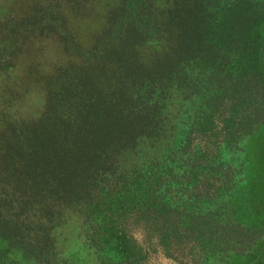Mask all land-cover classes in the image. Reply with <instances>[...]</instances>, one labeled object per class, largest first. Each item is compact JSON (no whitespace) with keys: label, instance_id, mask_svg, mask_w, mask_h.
<instances>
[{"label":"rangeland","instance_id":"1","mask_svg":"<svg viewBox=\"0 0 264 264\" xmlns=\"http://www.w3.org/2000/svg\"><path fill=\"white\" fill-rule=\"evenodd\" d=\"M47 1L0 0V142L11 125L48 111L55 77L83 59L105 23V0L87 1L85 11L70 7L79 0H55L56 10ZM37 3L49 6L46 20L63 9L79 49L57 23L37 22ZM159 40L148 38L142 54L152 58ZM159 102L157 112L140 104L156 128L110 158L88 194L42 219L54 264H264L259 101L239 103L198 84L167 87ZM238 222L260 227L255 236L234 228L223 235ZM17 247L0 239V264H30Z\"/></svg>","mask_w":264,"mask_h":264},{"label":"trees","instance_id":"2","mask_svg":"<svg viewBox=\"0 0 264 264\" xmlns=\"http://www.w3.org/2000/svg\"><path fill=\"white\" fill-rule=\"evenodd\" d=\"M87 1L70 7L85 11ZM47 2L54 10L60 5ZM105 6V23L83 59L55 77L48 111L11 125L0 142V239L19 246L18 256L30 264H54L42 219L88 194L85 186L103 175L110 158L156 128L149 111L159 110L167 87L214 84L222 97L258 100L256 119H264V0H105ZM48 9L36 4L37 22L70 32L63 9L46 20ZM68 35L64 42L79 49ZM154 36L160 40L148 58L142 48ZM238 223L223 235L234 228L255 236L260 227Z\"/></svg>","mask_w":264,"mask_h":264}]
</instances>
